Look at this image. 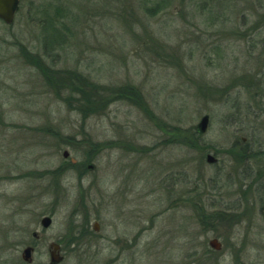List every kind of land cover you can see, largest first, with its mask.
<instances>
[{"label":"rangeland","instance_id":"rangeland-1","mask_svg":"<svg viewBox=\"0 0 264 264\" xmlns=\"http://www.w3.org/2000/svg\"><path fill=\"white\" fill-rule=\"evenodd\" d=\"M51 242L58 264H264V0H21L0 23V264Z\"/></svg>","mask_w":264,"mask_h":264},{"label":"water","instance_id":"water-1","mask_svg":"<svg viewBox=\"0 0 264 264\" xmlns=\"http://www.w3.org/2000/svg\"><path fill=\"white\" fill-rule=\"evenodd\" d=\"M16 6H17V0H0V20H2L4 23L6 24H11L13 19H14V15H15V11H16ZM208 116L204 115L199 123L196 126V131L197 133L201 134L204 133L208 124ZM68 154L67 152H63V156L66 157ZM207 162L211 163L212 162V157L211 156H207ZM89 168L91 169V165H89ZM51 223V218L48 216H45L44 218H42L41 220V226L43 228H47ZM209 246L212 249L218 250L219 249V244L217 243V241L211 240L209 241ZM51 248H53L52 251H50V255H49V261L46 264H58L62 261V257L59 255V253L56 252V250L58 249V245L56 244H51L50 245ZM30 248H26L23 250V254L22 257L26 262H30L31 261V252H30ZM42 264V263H40Z\"/></svg>","mask_w":264,"mask_h":264},{"label":"flooded vegetation","instance_id":"flooded-vegetation-1","mask_svg":"<svg viewBox=\"0 0 264 264\" xmlns=\"http://www.w3.org/2000/svg\"><path fill=\"white\" fill-rule=\"evenodd\" d=\"M20 4H21V0H17V6H16V11H15V15H14V18H15V16H16V13L19 11V8H20ZM0 23H3L4 24V22L2 21V20H0ZM6 24V23H5ZM240 153L239 154H236V156L238 157L237 158V160H242L241 158H243L244 160L243 161H241L242 163H245L244 165H246L248 168H249V159H250V157L252 156L251 154L252 153H250V152H252V150L249 152V145H247L246 146V149H243L242 150V152L241 151H239ZM207 156H210L209 154H207L206 155V157H205V159H206V161H207ZM67 157V156H66ZM212 157V156H211ZM216 161H217V159H216V157H212V162L211 163H216ZM70 163L73 165L72 167H74V166H77L78 168L79 167H84L86 170H90V168H89V165H91V169H93L94 168V166H93V164H91V163H88V164H85V165H78V161L77 160H75V159H70ZM45 217V216H44ZM43 217V218H44ZM49 217V216H48ZM42 220V219H41ZM41 220H40V224H41ZM97 222H94L93 223V225H92V231L93 232H96V231H98V227H97V224H96ZM51 224V223H50ZM50 226V225H49ZM48 226V227H49ZM47 227V228H48ZM46 228H43L42 227V230H45ZM85 229H87L86 227H85ZM88 230V229H87ZM86 233H88V235L90 234L89 232H87L86 231ZM32 239H34L33 240V242L32 243H30L29 245H27L24 249H26V248H30V254H31V256H32V254L33 253H35V252H37V251H39V245H40V236L36 233V232H34V233H32ZM51 244H56V245H58V249L56 250V252L57 253H59V255H60V248H61V246H60V244H58V243H56V242H51L50 244H49V246H48V252H49V255H50V251H52L53 250V248H51L50 247V245ZM23 249V250H24ZM61 256V255H60ZM62 257V256H61ZM28 263H31V261L30 262H28Z\"/></svg>","mask_w":264,"mask_h":264},{"label":"trees","instance_id":"trees-1","mask_svg":"<svg viewBox=\"0 0 264 264\" xmlns=\"http://www.w3.org/2000/svg\"><path fill=\"white\" fill-rule=\"evenodd\" d=\"M90 97H91V95H90ZM84 98H86L85 95H84ZM106 104H107V103H106ZM106 104H105V105H106Z\"/></svg>","mask_w":264,"mask_h":264}]
</instances>
